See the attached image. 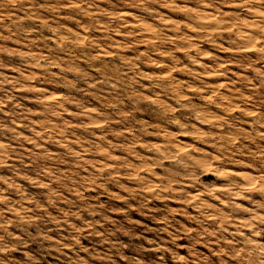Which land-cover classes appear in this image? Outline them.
I'll use <instances>...</instances> for the list:
<instances>
[{
  "label": "rangeland",
  "instance_id": "374dc122",
  "mask_svg": "<svg viewBox=\"0 0 264 264\" xmlns=\"http://www.w3.org/2000/svg\"><path fill=\"white\" fill-rule=\"evenodd\" d=\"M240 7L241 0H0V175L15 182L6 195L23 201L21 217L29 218L24 209L44 216L31 210L55 200L38 187L49 183L38 174L40 158L71 151L59 171L75 185L95 183L78 195L52 183L62 197L46 207L52 222L36 221L52 243L82 233L79 244H97L100 255L121 246L128 255L134 245L129 259L142 264L161 256L195 264L200 254L207 264L225 244H264L256 217L264 184L249 156L264 151V40L256 36L264 25ZM101 141L114 146L102 148L111 159L89 149ZM121 163L135 169L132 178L96 180L101 166ZM50 252L49 264H65L72 246Z\"/></svg>",
  "mask_w": 264,
  "mask_h": 264
},
{
  "label": "clouds",
  "instance_id": "9594fccd",
  "mask_svg": "<svg viewBox=\"0 0 264 264\" xmlns=\"http://www.w3.org/2000/svg\"><path fill=\"white\" fill-rule=\"evenodd\" d=\"M143 2V0H141ZM240 11L246 16L260 25H264V0H241ZM243 27V26H241ZM261 40H264V27L256 33ZM122 101L117 100L116 104H120ZM115 107V106H113ZM142 131V130H141ZM89 149L96 153L97 156L104 159H111V152H103V147L112 148L113 145L106 144L104 141L100 142V146L97 144H89ZM2 155V154H0ZM73 155L71 151L65 153L63 157H53L48 153H45L40 158V163L37 164L39 168V176L47 178L48 184L40 183L38 187L47 188L50 194H55V200L62 197L55 193L52 188V183L60 185L63 189L69 192L78 193V187H86V185L92 181H82L79 185L73 184L71 174H62L59 170L63 166V160L70 158ZM250 157H253L250 161L252 165H255L260 172V179L258 183L264 184V151L258 153H249ZM5 161L8 157L3 156ZM95 158V157H94ZM81 157L76 158V163H79ZM2 165L0 167H6ZM96 166L94 165L93 168ZM96 173V180H100L102 183H116L122 179L127 180L133 177L135 169H128L126 163L118 164L115 170L103 168ZM121 169H124L121 172ZM16 171L15 169H13ZM80 168L76 169V180H80L79 172ZM249 171H252L249 168ZM17 174L19 172L17 171ZM139 181V177H135ZM142 183H146L143 181ZM0 264H49L47 257L51 255L50 249L55 248L56 252L62 253L65 248L71 244L72 255L64 256L65 264H142L141 260H130V256L138 254V250L133 245L132 251L128 255H122L124 251L123 246L117 248H111L110 253L100 255L97 252V244H93L90 248L83 247L79 244V236L82 233L74 234L65 243L63 240H57L54 243V234L50 235L48 230H45L41 225H37L36 221L40 220L44 222V225L51 223L52 221L47 215L46 207H52L54 205V199H48L47 206L44 204L36 203V208L31 210L32 212L43 210L44 216H31L30 210L24 209V216L29 217L24 219L20 213L16 211V206L19 205L23 208V201H12L6 193L15 188V182L9 176L0 175ZM6 186V187H5ZM235 186V185H234ZM264 190V189H262ZM133 194H137L135 189L131 190ZM68 203H72L69 201ZM14 213L13 217H9L8 213ZM256 217L260 221V226L257 231L264 232V208H259ZM19 229L20 234H17L13 229ZM95 234V233H94ZM255 232L251 233V236H255ZM114 238V234H109L106 239ZM219 239V238H218ZM131 243V242H130ZM224 247L228 249L226 253H223L220 258H210L207 264H264V244L251 246L247 239L240 242L238 245L225 244ZM142 250V249H141ZM16 254V255H14ZM171 260V258H169ZM195 264H203V254L193 257ZM59 264V261H57ZM157 264H167L163 256L159 258Z\"/></svg>",
  "mask_w": 264,
  "mask_h": 264
}]
</instances>
